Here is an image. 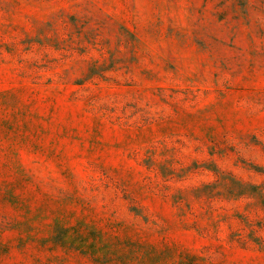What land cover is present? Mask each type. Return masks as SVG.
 Masks as SVG:
<instances>
[{
    "label": "rangeland",
    "instance_id": "1",
    "mask_svg": "<svg viewBox=\"0 0 264 264\" xmlns=\"http://www.w3.org/2000/svg\"><path fill=\"white\" fill-rule=\"evenodd\" d=\"M0 264H264V0H0Z\"/></svg>",
    "mask_w": 264,
    "mask_h": 264
}]
</instances>
